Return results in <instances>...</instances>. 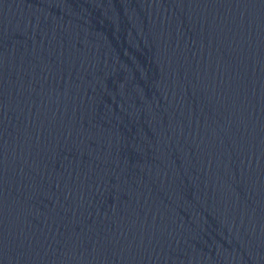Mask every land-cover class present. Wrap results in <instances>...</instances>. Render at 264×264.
I'll use <instances>...</instances> for the list:
<instances>
[{
	"label": "water",
	"instance_id": "water-1",
	"mask_svg": "<svg viewBox=\"0 0 264 264\" xmlns=\"http://www.w3.org/2000/svg\"><path fill=\"white\" fill-rule=\"evenodd\" d=\"M0 264H264V0H0Z\"/></svg>",
	"mask_w": 264,
	"mask_h": 264
}]
</instances>
